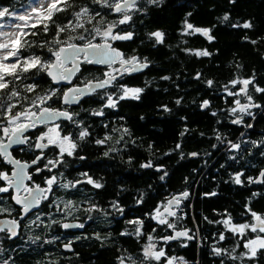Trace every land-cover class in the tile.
Here are the masks:
<instances>
[{
  "label": "snow or ice",
  "instance_id": "obj_1",
  "mask_svg": "<svg viewBox=\"0 0 264 264\" xmlns=\"http://www.w3.org/2000/svg\"><path fill=\"white\" fill-rule=\"evenodd\" d=\"M164 0H146L149 5H160ZM234 3V0H229ZM91 4L99 6V8H92L89 4L78 6L76 0H26L25 4L21 5V10L17 11L15 7L0 5V157L6 164L14 165L15 168L11 174L0 171V181H6L7 186H0V193H8L10 188H15L17 195L12 199L16 204L21 205L22 213L21 220H23L32 209L37 208L43 200H48L46 193L52 192V186L57 184V177L55 175L46 179V188L40 185L28 187L24 185V180H31L25 169L29 168L28 163H21V161L14 159L12 153L8 151L13 145L28 146L29 149L33 147L29 143L30 137L25 133L30 130H40V135L36 137L34 144L35 149L41 150V154L37 155L31 161V165H38L42 159L45 158V149H58L56 159H48L44 168L51 172L57 165L64 163L63 157L73 156L78 144L71 133L64 134V129L61 123L56 121H69L80 128L78 139L85 141L91 133L87 127H81L83 121H76L75 115L67 109H57L51 107V102L61 99L58 96V89L52 88L43 91V94L35 95L39 87L38 82L26 83L25 81L35 80V77L40 74H46L53 84H59L62 81L71 83V78L80 71V64H100L106 65L110 71L104 73L103 79L95 81H87L83 87L73 86L67 91H64L62 103L71 106L79 104L83 97L97 94L98 90H105L102 99L106 98L104 108H115L119 100L131 99L139 100L141 94L144 92L140 87H128L126 85H117L121 94L114 99L115 93L107 92L109 87L114 85L118 79H122L125 75H131L135 72H141L149 66L147 58L143 61L136 56L125 58L123 54L112 46L115 41H128L133 38L134 33L125 31L120 28L121 25H129L133 21L134 14L145 12L146 9L142 0H91ZM103 9L105 11H101ZM62 14L63 22H61ZM113 15L114 20L108 22L106 17ZM188 13L187 16H191ZM70 17V18H69ZM220 19V23H225L230 20L227 13ZM91 25V27H88ZM215 27V25L213 26ZM232 27H242L243 29H250L253 27L251 22L245 21L243 24H233ZM212 29L200 28L188 22L187 18L184 21V28L182 35H196L199 34L206 38L209 42L213 41L215 37L211 34ZM41 36L45 39H39ZM48 37H51L50 39ZM150 38H154L155 44H163L165 33L162 31H155L149 34ZM247 39V37H245ZM99 40V42H97ZM81 41L83 43H76ZM186 43V41H184ZM251 43L255 44L253 40ZM155 46V45H154ZM39 50V51H37ZM44 51L50 54L49 57L44 56ZM189 54L197 57H207L211 53L208 50H192L184 49ZM82 56V60L80 57ZM68 63L72 64L71 68L66 67ZM118 64L119 67H114ZM199 74L197 79H199ZM163 80H169L170 77L163 76ZM232 90L225 86V91L228 96L241 97L243 96L247 102H242L241 99H234V107L229 109V114L235 116L232 119L233 124H242L245 115L255 119L252 113V108H261L262 106L254 101L253 95L250 92V87L254 89L255 93L264 94V87L258 86L255 77L243 80H232ZM23 85L22 88L18 85ZM207 85L213 86V81L208 80ZM237 85H242L236 90ZM35 95V99L32 95ZM181 103L180 99L176 100V104ZM209 106V101L204 100L200 105L202 109ZM163 110L170 111L166 106ZM239 113V115H237ZM92 115L103 116V108L100 110H93ZM212 115H216L215 112ZM143 119V117H141ZM40 126H45L46 131L40 129ZM107 127V125H106ZM247 127L251 128L249 124ZM188 131L185 129V132ZM124 134H129L127 128L123 129ZM130 135V134H129ZM184 135V132L180 134ZM243 135V133H241ZM111 137L106 135L104 139H97L96 144L103 145ZM124 139L123 136L120 138ZM217 140H221V136H216ZM7 141L6 143L4 141ZM119 143V141H117ZM253 147H261L264 141L251 142ZM231 150L240 149L241 145L238 143H231ZM151 147V146H150ZM215 147V145H213ZM180 148V144L176 145ZM24 147L20 151H24ZM110 151H117L116 149H109L104 155L108 156ZM167 155V154H166ZM190 155L196 156L197 153ZM264 155V152H261ZM84 159L83 157H79ZM183 158V153H181ZM229 159L235 160L236 157L230 156ZM130 162V161H129ZM143 168L153 167L151 162L142 164ZM223 167V165H222ZM157 171H161L158 167ZM44 169L36 167V172L41 173ZM62 175V173H61ZM87 176V173H84ZM167 172L160 176L161 180L165 179ZM243 173H236L233 177V182L237 185L243 184L241 177ZM260 177H264V171L260 172ZM249 183L264 184V179L248 178ZM86 182L93 185L94 188H102L103 184L94 181L88 177ZM81 183L77 181L60 184V187L69 188L76 187V184ZM21 189L26 195H19ZM210 193L206 195H215ZM190 193L185 190L182 193L172 196L162 206H158L154 210V215L150 214V218L155 220L158 225L165 226L167 229H172L173 235L163 237H156L152 234L147 235V243L144 244L140 251V256L135 257L131 254L127 256L117 257L119 264H187L183 257L169 255L164 247H158L155 241L162 240L164 244H169L171 241H179L181 238L191 241L195 238L194 234L190 235V229L176 230V221L182 219L177 215V211L183 200L189 197ZM258 193H253V196ZM143 196H141L137 203H142ZM112 208L116 209L123 215V208H120L116 202L112 203ZM73 205L71 202L65 205V209H71ZM8 209L0 208V212H7ZM86 212L92 213L97 211H104L97 205H90ZM247 214H250L253 222L234 223L232 217L228 215L220 221H208L209 223L222 224L226 232L232 233L234 236L240 237V242L233 247L231 251L219 246H213L211 251L213 255L221 257L220 264H225V257L232 261L237 260H253L258 255H264V215L257 214L251 208H246ZM10 214V213H9ZM107 215V213H105ZM66 215H71V211H67ZM171 218V219H169ZM37 220L40 216L37 215ZM89 219H92L89 216ZM207 219V218H205ZM35 223V221H33ZM53 223H57L53 221ZM128 223L135 225L134 232H122L121 235H134L137 238L144 236V221L135 219L128 221ZM20 227V221L16 219L0 221V233H7L6 239H12L19 235L17 229ZM61 227L64 229L84 228L83 223H63ZM156 229H153L155 232ZM251 234H255L254 236ZM219 240L225 241L227 239L225 232H220ZM100 239L99 235L96 237ZM80 239V237H76ZM36 241L33 240L32 243ZM44 243H52L51 240H46ZM72 241L64 244V248L72 251ZM247 249L238 255L236 253L237 247ZM103 246V245H102ZM181 247H187V244H181ZM3 264H8V260H4Z\"/></svg>",
  "mask_w": 264,
  "mask_h": 264
},
{
  "label": "trees",
  "instance_id": "obj_2",
  "mask_svg": "<svg viewBox=\"0 0 264 264\" xmlns=\"http://www.w3.org/2000/svg\"><path fill=\"white\" fill-rule=\"evenodd\" d=\"M142 2L146 9L145 13L133 16V21L129 25H121L120 28L134 33L133 38L126 43L132 52L140 56L145 54L150 61L149 86L144 89L139 100H130L127 103H131V128L135 136H142V141L137 140L138 146L143 149L150 144L151 147L149 151L145 149L144 153L141 151L133 156L122 157L119 164H130L126 162V158L134 157L136 163L150 160L152 165H159L162 147L174 146L178 133L184 132L180 141L183 158L181 153L167 150L166 183L161 184L158 173L150 170V185L149 188H145L148 191L147 203L152 208L160 193L165 192L170 197L187 190L190 195L182 202L185 206L184 212L189 219L195 215L200 232L197 233V241L194 239L193 243L176 250L173 255L183 257L187 264H220L221 257L213 255L212 247L219 246L231 251L241 238L226 232L222 224L208 221H220L230 215L237 224L250 222L251 215L247 214L246 208L264 215V184L248 181L249 177L255 179L264 169V155H261V152H264V145L261 147H253L249 143L241 145L243 154L234 156L235 160L230 159L227 162L230 182L223 184L224 179L216 177L217 173L214 175L210 173L213 170V167H209L211 158L218 152L212 149L214 139L208 135L215 126L222 131L227 130L216 123L217 115L210 116L207 111L195 109L196 107L199 109V103H203L204 100H208L214 107L219 103H233L236 97H228L225 91L228 80L254 76L258 86L264 87V0H234V3H230L229 0H164L158 6L147 4L146 0ZM22 4H25V0L13 2L0 0V5H9L10 9L21 8ZM76 4L78 6L89 4L92 8H99L91 4V0H76ZM189 12L192 13L191 16H187ZM225 13L229 15L230 20L222 24L219 18ZM64 15L67 14H62L61 22ZM186 18L195 26L212 29L211 34L215 39L209 42L199 34L192 37L181 35L179 32L183 28L181 23ZM106 19L111 22L115 17L108 15ZM245 21L251 22L253 27L250 29L232 27L233 24H243ZM155 29L164 31L166 39L163 44H155V41L148 40L149 32ZM179 36L183 39L177 40ZM39 39L45 37L41 36ZM253 40L256 41L255 44L251 43ZM195 48L206 49L211 55L197 57L184 51ZM44 56L49 57L50 54L44 51ZM163 76L170 79L163 80ZM208 80L213 81L212 87L207 85ZM25 82H38L39 87L35 95L43 94V91L53 86L43 73L36 76L34 81ZM18 87L22 88L23 85ZM250 92L255 102L264 103V94L255 93L251 87ZM27 95H32L35 99V95ZM177 99L181 100L180 105L176 104ZM244 99L242 97L241 101ZM164 104L170 111L162 114L161 106ZM185 129L188 131L185 132ZM249 132L250 135H255L251 138L256 142L264 141L263 113L256 118ZM191 153L198 155L192 156ZM220 166L221 164L216 171L220 172ZM241 172L243 184L237 185L233 182V177ZM136 180L138 178L135 175L134 186L138 185ZM217 180H220L219 185ZM213 192L216 193L214 196L206 195ZM253 193L258 195L253 196ZM220 232H225L227 239L217 244ZM245 251L247 249L241 245L237 247L234 255ZM101 255L103 260L112 257V253L107 251H103ZM224 259L225 264H264V255H258L253 260L232 261L226 257Z\"/></svg>",
  "mask_w": 264,
  "mask_h": 264
},
{
  "label": "flooded vegetation",
  "instance_id": "obj_3",
  "mask_svg": "<svg viewBox=\"0 0 264 264\" xmlns=\"http://www.w3.org/2000/svg\"><path fill=\"white\" fill-rule=\"evenodd\" d=\"M8 1L13 2L14 0ZM3 6L10 7L9 5ZM144 13L145 12L134 14V16H141ZM181 24L184 28V22ZM183 28L179 30L180 34ZM157 30L164 32L162 29H155L152 32ZM152 32H149V34ZM189 36L192 37L193 35ZM165 39L166 35L164 42ZM181 39H183L182 36L177 38V40ZM148 40L155 41L154 38L150 37ZM97 42H99V40ZM126 43L127 41H115L112 42V46L118 49L125 58L136 56L141 61L147 58L149 66L141 72L125 75L122 79H118L114 82V85L107 89V92L115 93L114 99L121 94L117 85L140 87L143 89L149 86L150 74L148 68L150 67V61L148 60V56L145 54L140 56L132 52V49L130 46H127ZM194 50L205 49L195 48ZM80 60H82V56ZM70 65L71 63H68L66 67ZM114 67H119V65L116 64ZM106 71H110L106 65L81 63L80 71L75 74L71 83H59L57 85L51 83L53 85L52 88L58 89V96L61 98L63 92L69 87L83 86L84 83L89 80L95 81L97 79H103ZM227 82L228 89L232 90L231 81L228 80ZM104 91L103 89L98 90L97 94L85 97L79 104H73L71 106L64 105L62 99L56 100V102L50 101L51 107L53 108L67 109L72 113H78V115L74 116V119L76 121H83L81 127H87L91 133L85 141H80L78 139L80 128L66 120L56 121V123L62 124L64 134H72L73 139H75L78 144V148L73 156L65 155L63 157L64 163L57 165L51 172L47 171L44 166L47 164L48 159L57 158L58 149L50 148L43 150L45 158L42 159L38 165H31V161L35 159L37 155L41 154V150L34 148L36 137L40 135V130L33 129L25 133L30 137L29 143L33 145L31 149H29L28 146L19 145H13L12 148L8 149V151L12 153L14 159L30 165L25 171L32 176V179H25V186L34 187L38 184L42 188H46L47 185L45 181L52 175L57 177L58 182L52 186V192L46 193L49 199L43 200L41 204L37 208L32 209L23 220H21V215H23L21 205L16 204L12 199L15 188H10L8 193H0V208L8 209L7 212H0V219H16L20 221V227L17 229L19 235L17 237L6 239L7 233H0V252L4 253L3 255L1 254L4 258H0V264H3L4 260H8V264H119L117 257L127 256L129 254L135 257L140 256L142 246L148 242V234H152L156 237L174 234L172 229L160 226L155 220L150 218V214L154 215V210L158 206H162L166 203L172 196L169 197L165 192L160 193L157 199H155L154 206L150 208L147 203L148 191H146L145 188H149L150 185V170L157 172L159 178L164 172H167L165 160L168 149H170V152L181 153V135L178 133L177 142L174 146L170 148H166L165 146L162 147L161 164L159 165H153L151 168H143L141 167L142 164L151 161L147 160L136 163L134 157H125L127 160L126 162L130 161V164H119V160L124 156H133L141 151L144 153L145 149L149 151L150 144L147 146L145 145L146 147H143V149L137 144V140H141L142 136H135L130 125L132 117L131 103L127 102L131 99L119 100L115 108H104L103 106L106 103V98H101ZM244 102L247 101L244 100ZM190 104L193 105L194 103H189V105ZM201 104L202 103H199V109L196 107L195 110H200L201 112L207 111L210 116L215 112L217 115L216 123L220 124L224 130H227L222 131L215 126L208 135L211 139H214L212 145H215V147L212 149L218 152L211 158L209 167H213V170L210 172L211 174L214 175L217 173L216 177L224 179L222 180L223 184H229L230 170L228 168L229 164H227L230 160L229 157L243 154L241 147L238 150H231L229 142L238 143L240 145L246 143L253 145L251 142L255 140L251 137L255 135H250L249 131L252 129L256 118L259 117L261 113L264 114V103H258L262 106L261 108L251 109L255 119L245 115L243 117L244 122L239 125L231 122L232 119L236 117L229 114V109L235 106L234 103H219V105L215 107L212 103H209V106L204 109L200 107ZM164 106L167 107V105L164 104L161 106L162 114L166 113L163 110ZM101 108H103L104 111L103 116L92 115L93 110H100ZM237 115H239V113ZM162 117L163 116H161V118ZM249 124L252 125L251 128L247 127ZM124 128L129 130L130 135L123 133ZM231 128L234 130H231ZM40 129L43 131L47 130L45 126H40ZM241 133H243V135H241ZM218 134L221 136L223 143L216 139ZM234 134L236 135L234 136ZM106 135H109L111 138L107 140L105 144H96L97 139H104ZM121 136L124 137L123 140L120 139ZM117 141H119V143H117ZM4 142H6V140ZM177 144H180L179 149L176 148ZM21 147H24L25 150L20 151ZM109 149H116L117 151H110L109 155L105 156L104 153L108 152ZM79 157H83L84 159H80ZM220 164L221 169L220 172H218L216 169ZM37 166L44 169V171L37 173ZM158 167L161 171L156 170ZM13 168L14 165L4 163L3 158L0 157V171L8 173L11 177ZM84 173H87V176H85ZM135 175L138 178V180H136L138 185L136 186L133 184ZM88 177L103 184V187L99 189L94 188L93 185L86 182ZM77 181H81V183L76 184L74 188H63L59 186L60 184L68 182L75 184ZM159 181L161 184H165L166 176L164 180L160 179ZM217 181L219 185L220 180ZM0 186L6 187L7 182L0 181ZM19 195H26V193L21 189ZM141 196H143L142 203H137V200ZM69 202H71L73 207L71 209H65V205ZM113 202H116L120 208H123V215L112 208L111 205ZM90 205H97L104 211L88 213L85 209ZM175 210L177 211V215L182 217V219L176 221V230L190 229V235L194 234V239L197 241V233L199 234L200 227L196 223L195 215L194 218L189 219L186 214L181 213L178 209ZM67 211H71V215H66ZM105 213H107V215ZM37 215L40 216L39 220L36 219ZM89 216H91L92 219H89ZM135 219L144 221V236L137 238L134 235H121L122 232L135 231L136 226L128 223V221ZM33 221H35V223H33ZM53 221L57 223H53ZM63 223H83L84 228L64 229L61 227ZM153 229H156V231L153 232ZM97 235H99L100 239L96 238ZM76 237H80V239H76ZM194 239L188 241L181 238V240L171 241L169 244H164L163 241L159 239L155 242L158 247H164L169 255H173L176 250L186 248L180 246L182 243L190 245L193 243ZM33 240L36 242L32 243ZM46 240H51L52 243H44ZM69 241L73 242L72 251H68L64 248V244ZM103 251L112 253V257L103 260L101 255Z\"/></svg>",
  "mask_w": 264,
  "mask_h": 264
},
{
  "label": "water",
  "instance_id": "obj_4",
  "mask_svg": "<svg viewBox=\"0 0 264 264\" xmlns=\"http://www.w3.org/2000/svg\"><path fill=\"white\" fill-rule=\"evenodd\" d=\"M79 44V43H78ZM118 50V49H117ZM119 51V50H118ZM72 67V64L68 67V68H71ZM144 70V69H143ZM142 70V71H143ZM135 73H138V72H135ZM134 74V73H133ZM48 77V76H47ZM49 78V77H48ZM74 78V76L71 78V81H72V79ZM49 80L51 81V79L49 78ZM51 83H52V81H51ZM60 83H62V84H69V82H67V81H62V82H60ZM53 84V83H52ZM53 85H57V84H53ZM71 87H73V86H71ZM71 87H69V88H71ZM77 87H83V86H77ZM68 88V89H69ZM67 89V90H68ZM67 90H65V91H67ZM64 93V92H63ZM62 97H63V94H62ZM62 97H61V99H62ZM85 97H88V96H85ZM85 97H83V98H85ZM82 98V99H83ZM7 142V141H6ZM5 142V143H6ZM14 168H15V166H14ZM14 168H13V170H14ZM261 171H264V169H262ZM260 171V172H261ZM260 172H259V174L257 175V177L256 178H260V179H262V177H260ZM15 195H17V192H16V190H15V193H14V195L13 196H15ZM172 198V197H171ZM170 198V199H171ZM14 201V200H13ZM15 202V201H14ZM5 219H0V221H4Z\"/></svg>",
  "mask_w": 264,
  "mask_h": 264
},
{
  "label": "rangeland",
  "instance_id": "obj_5",
  "mask_svg": "<svg viewBox=\"0 0 264 264\" xmlns=\"http://www.w3.org/2000/svg\"><path fill=\"white\" fill-rule=\"evenodd\" d=\"M25 3H26V0H25ZM16 10H17V11H20V10H21V8H19V7H18V8H16ZM0 22H4V21H0ZM241 80H243V79H241ZM231 86H232V85H231ZM241 86H242V85H240L239 87H241ZM239 87H238V88H236V90H238V89H239ZM230 90H231V89H230ZM242 97H243V96H241V97H236V99H237V98L241 99ZM244 100H245V99H244ZM244 100H243L242 102H244ZM233 222H234V221H233ZM250 222H253V221H252V217H251V221H250ZM234 223H235V222H234ZM1 254L3 255L4 253H3V252H0V258H4V256L2 257V255H1Z\"/></svg>",
  "mask_w": 264,
  "mask_h": 264
},
{
  "label": "built area",
  "instance_id": "obj_6",
  "mask_svg": "<svg viewBox=\"0 0 264 264\" xmlns=\"http://www.w3.org/2000/svg\"><path fill=\"white\" fill-rule=\"evenodd\" d=\"M178 209L185 214V212H184V210H185L184 203H181V205H180V207Z\"/></svg>",
  "mask_w": 264,
  "mask_h": 264
}]
</instances>
